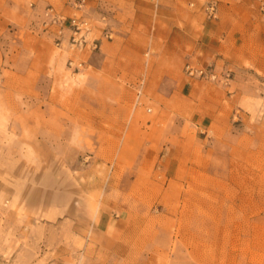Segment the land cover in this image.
<instances>
[{"label":"rangeland","instance_id":"1","mask_svg":"<svg viewBox=\"0 0 264 264\" xmlns=\"http://www.w3.org/2000/svg\"><path fill=\"white\" fill-rule=\"evenodd\" d=\"M0 264H264V0H0Z\"/></svg>","mask_w":264,"mask_h":264},{"label":"built area","instance_id":"2","mask_svg":"<svg viewBox=\"0 0 264 264\" xmlns=\"http://www.w3.org/2000/svg\"><path fill=\"white\" fill-rule=\"evenodd\" d=\"M85 0H77V4L81 6ZM207 11L210 17H216V5L213 1L208 2ZM51 15V19L56 22H60L62 24V19L52 15L51 12H48ZM87 21L79 18H72L69 22V30H70V42L73 47L82 48L87 45V34L89 31V27L87 26ZM93 48L96 47L94 43ZM185 72L188 76H198L207 79H216L215 72L208 67H196L191 63H187L185 65Z\"/></svg>","mask_w":264,"mask_h":264},{"label":"crops","instance_id":"3","mask_svg":"<svg viewBox=\"0 0 264 264\" xmlns=\"http://www.w3.org/2000/svg\"><path fill=\"white\" fill-rule=\"evenodd\" d=\"M92 1H95V0H92ZM105 220H109V218L108 217H106V219Z\"/></svg>","mask_w":264,"mask_h":264}]
</instances>
